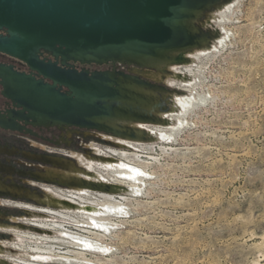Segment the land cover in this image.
<instances>
[{
  "label": "rangeland",
  "instance_id": "1",
  "mask_svg": "<svg viewBox=\"0 0 264 264\" xmlns=\"http://www.w3.org/2000/svg\"><path fill=\"white\" fill-rule=\"evenodd\" d=\"M201 26L214 38L208 46L190 51L186 60L191 62L174 65L182 77L176 85L161 82L177 96L175 105L169 104L166 124L147 125L159 127L162 137L125 140L143 143L152 155L131 147L127 152L140 157L110 159L114 166L122 161L143 171L139 178L144 179L137 182L140 194L114 196L126 210L108 216V229L83 224L84 218L82 223L67 224L69 230L91 239L94 248L41 245L54 246L76 261L63 264H264V0H227L210 11ZM117 70L134 69L117 65ZM169 71L164 77L174 75ZM189 101L196 106L188 109ZM77 137L71 151L53 150V157L74 162L70 169L78 167L71 152L104 163L95 148L111 153L115 149L105 138L110 136L82 132ZM45 170L41 169L39 179H44L40 176ZM111 175L109 179L124 182L126 189L132 185L129 177ZM44 185L69 190L40 181L26 187L43 198ZM14 202L42 207L37 202ZM32 219L15 205L6 206L0 225L45 236L24 227ZM0 242L6 245H0L5 258L61 264L13 252L14 247L28 246L18 234L0 230ZM101 245L104 248L99 250ZM77 252L84 253L89 263L78 262ZM0 264L4 263L0 260Z\"/></svg>",
  "mask_w": 264,
  "mask_h": 264
},
{
  "label": "water",
  "instance_id": "2",
  "mask_svg": "<svg viewBox=\"0 0 264 264\" xmlns=\"http://www.w3.org/2000/svg\"><path fill=\"white\" fill-rule=\"evenodd\" d=\"M226 1L0 0V31L7 33L0 37V53L42 77L0 65L3 94L18 109L6 120L0 116V126L28 134L26 126L74 127L136 140L129 125L159 124L157 113L170 110L161 96L173 92L133 71H79L71 63L157 71L209 45L215 34L201 23ZM42 52L56 62L41 60Z\"/></svg>",
  "mask_w": 264,
  "mask_h": 264
},
{
  "label": "bare ground",
  "instance_id": "3",
  "mask_svg": "<svg viewBox=\"0 0 264 264\" xmlns=\"http://www.w3.org/2000/svg\"><path fill=\"white\" fill-rule=\"evenodd\" d=\"M206 24L208 25V23ZM188 56H192L191 52L180 54L179 61L172 63V64L164 65L161 69L157 71H138L136 70L135 73H138L139 75L141 73L146 76L148 75L150 78L148 77H145V78L153 80V81H157V82L165 81L168 85H176L179 82L177 79L182 78V77L178 74L179 68L175 67L174 65L183 64L186 61L191 62V59L186 60ZM169 70H171L174 73V75H169V76L164 77L165 75L170 73ZM157 74H161V76ZM176 98L177 96L176 95L172 96V94H165L161 96L162 102L168 105L172 101L175 105L176 101L174 100ZM204 102L205 101H202V100L200 101V103H204ZM185 106L187 108L188 106L194 107L196 106V103L194 104V102L189 101L185 103ZM167 113L168 112L166 113L158 112L157 113V115L160 116L159 124H166ZM147 125H150V124L129 125L130 127H133L138 132L139 136L136 139V141L154 140L153 136L156 138L162 137V135L158 134V131L160 130L159 127L150 128ZM105 138L106 140L111 142V146L115 148L114 150H111L112 153L108 151L104 152V150L101 151L98 148H95V145L93 144L91 145V147L95 148V151L98 154L103 155L102 161L104 163H99V162L97 163L93 161L92 159L84 157L77 153H73V152L70 153V156L77 160L78 167L74 166L68 172L63 173L65 177L74 178L71 184H67V186L69 187V190H63V189L57 190L55 188L45 187L44 188L45 194L43 195V198L40 196L32 197L35 202L42 205L41 208L33 204H28V203H19L16 205L17 208L24 210V212H26L31 217V219L33 218L32 220H34V222L26 221L24 227L34 230L36 232H40V234L44 233L46 235L45 236L44 235L38 236L35 234L32 235L30 233L19 232L18 229H13L8 226L0 225V230H5L6 232L12 233L15 235L18 234L19 236H21V238L24 239L25 243H27L28 245L27 247L25 245L14 247L15 249L13 250V252H15L16 250H19L20 252H22L20 254H22L23 257H31L38 261L39 260L41 261H48V260L52 261L53 260L61 264H63L65 261L72 263L75 261L74 258L71 259L70 257L68 256L66 257V255H63L62 253L56 252L54 250L55 249L54 246L49 245L50 246L49 248L43 249L41 245L46 246L45 243H52V244L62 243L67 246L69 245L71 247H81L85 249H89L92 247L94 248L95 244L91 242V239L89 240L88 238L83 237L84 235H80L76 232L69 230L68 229L69 225L67 224L68 223H71V224L72 223H82L80 222L81 221L80 218H84L85 221L86 220L87 221L83 222V224L85 223L88 226H92V227L95 226V227H99L103 229H108L110 224L107 223V219H108V216L112 215L111 213H114L113 215L124 214L123 211L125 209V206L121 204L120 202H116L114 196L115 195L121 196L122 193H125V194L139 193L141 189H140V186L137 184V182L138 181L142 182V180L144 179L143 177L145 175L141 176L143 178L141 179L139 178V175H143L144 173L140 169L133 167V165L127 166L126 164L122 163V161L119 164V166H114L112 164L113 161H111L110 159H112L114 156L120 157L121 160L123 158L130 160L132 157L133 158L137 156L140 157L139 154L137 153L127 152L129 151V148L131 147L136 149L137 151L141 150L145 153L149 152V149L145 147L143 143L134 144L133 142H131L135 140L125 141L127 139L123 140L118 137L117 138L105 137ZM119 150H123V151L119 152ZM149 154L152 155L151 152H149ZM139 161L140 160H138V162ZM123 162L125 161L123 160ZM118 167L123 170L120 171ZM111 174L119 175L123 177H129V179H131L132 185H130L129 187L127 186V189H126V186H124L125 185L124 182L118 179H113V180L111 178L109 179L108 177H114ZM80 188H86V189H80ZM88 189L101 191L102 193H94V192L89 191ZM94 194L97 196H94ZM44 218L45 219L48 218L49 221L44 222V220H42ZM12 220L18 221L19 219L12 218ZM0 245L6 246L4 243H1V242H0ZM4 246L3 248H6ZM97 248L99 250H102L104 247L101 245ZM97 248L95 250H97ZM76 255L77 257L75 259L78 262H83V263L88 262L84 253L77 252ZM7 257L8 256H6V258ZM6 258L3 256V250L0 247V260L4 264H10V262L13 264H36V262L30 261V260H25V259L18 260V259H13L10 257H8L7 258L8 260H7Z\"/></svg>",
  "mask_w": 264,
  "mask_h": 264
},
{
  "label": "flooded vegetation",
  "instance_id": "4",
  "mask_svg": "<svg viewBox=\"0 0 264 264\" xmlns=\"http://www.w3.org/2000/svg\"><path fill=\"white\" fill-rule=\"evenodd\" d=\"M6 36V31H0V37ZM40 59L45 62H56L51 54L45 52L40 54ZM71 64L79 71H82L83 69L90 70L91 72L117 69V66L111 64L106 65L110 66L109 68H98L94 70L90 69L91 66H83L74 63ZM0 65L11 66L19 73L32 75L37 79H42V77H39L38 73L33 72L26 63L3 53H0ZM59 66L61 67V63H59ZM133 71L135 72L136 70ZM46 82L49 81L46 80ZM3 93L4 87L2 81H0V116L6 120L8 111H18V109H15L14 104L6 99V96ZM22 125L25 126L24 123H22ZM26 128L31 131V133L14 132L6 130L5 127L0 126V213L2 216L6 214V206H16L19 203H23L14 201L35 203L34 200L31 201L24 198L30 197L33 199V196H38L32 194L26 186H32V183H37L39 181L45 182L38 179L37 176L40 175V171L43 168H46V170L43 171L40 177L44 178L46 181L57 180L60 183L71 184L74 178L65 177L63 173L68 172L74 162L53 157V150L71 151L75 148L73 145L76 142V139H79V137H77L78 134L82 132H94L62 126L51 128L26 126ZM49 161L53 163V166L49 164ZM37 167L41 169H36ZM38 170L39 172L36 173L35 171ZM45 187L50 186L44 185L43 189ZM6 195L16 198L19 197L20 199H14ZM1 225L3 224L1 223Z\"/></svg>",
  "mask_w": 264,
  "mask_h": 264
}]
</instances>
